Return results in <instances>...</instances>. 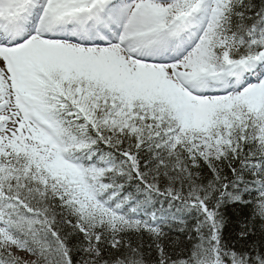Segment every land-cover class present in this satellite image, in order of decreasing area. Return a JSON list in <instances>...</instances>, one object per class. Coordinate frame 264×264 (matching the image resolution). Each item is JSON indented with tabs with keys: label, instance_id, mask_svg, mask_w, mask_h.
<instances>
[{
	"label": "snow or ice",
	"instance_id": "obj_1",
	"mask_svg": "<svg viewBox=\"0 0 264 264\" xmlns=\"http://www.w3.org/2000/svg\"><path fill=\"white\" fill-rule=\"evenodd\" d=\"M0 264H264V0H0Z\"/></svg>",
	"mask_w": 264,
	"mask_h": 264
},
{
	"label": "trees",
	"instance_id": "obj_2",
	"mask_svg": "<svg viewBox=\"0 0 264 264\" xmlns=\"http://www.w3.org/2000/svg\"><path fill=\"white\" fill-rule=\"evenodd\" d=\"M225 215L227 217L228 220L232 221V224L228 225L226 224V234H227V230L233 228V227H237L238 228V224H237V217L241 216L240 210L239 209H233V208H228L225 210Z\"/></svg>",
	"mask_w": 264,
	"mask_h": 264
}]
</instances>
